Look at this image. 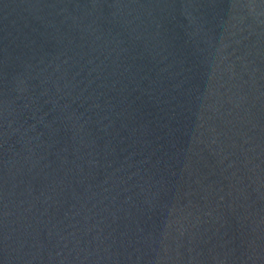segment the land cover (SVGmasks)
Instances as JSON below:
<instances>
[{"label": "water", "instance_id": "1", "mask_svg": "<svg viewBox=\"0 0 264 264\" xmlns=\"http://www.w3.org/2000/svg\"><path fill=\"white\" fill-rule=\"evenodd\" d=\"M0 264H264V0H0Z\"/></svg>", "mask_w": 264, "mask_h": 264}]
</instances>
